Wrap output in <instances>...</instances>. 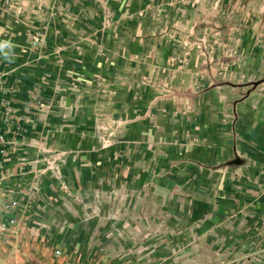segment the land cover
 Instances as JSON below:
<instances>
[{
    "label": "crops",
    "instance_id": "1",
    "mask_svg": "<svg viewBox=\"0 0 264 264\" xmlns=\"http://www.w3.org/2000/svg\"><path fill=\"white\" fill-rule=\"evenodd\" d=\"M203 3L0 0L7 217L90 223L96 264H264V136L211 75L246 69L152 16Z\"/></svg>",
    "mask_w": 264,
    "mask_h": 264
},
{
    "label": "rangeland",
    "instance_id": "2",
    "mask_svg": "<svg viewBox=\"0 0 264 264\" xmlns=\"http://www.w3.org/2000/svg\"><path fill=\"white\" fill-rule=\"evenodd\" d=\"M202 1L205 3L198 10L177 8L165 13L152 10V16L160 12L156 16L167 23V32L190 35L192 42L186 46L216 56V65H225L224 55H232L233 65L245 67V72L240 74L219 71L211 74L216 85L214 95L219 100L217 118L227 109L236 112V106H224L231 87L233 98L240 96L249 100L241 107L255 116L256 126L264 136V0ZM214 3H217L215 8ZM193 42L197 45L195 48ZM238 86L241 89L235 91ZM46 219L29 216L6 234H0V264H96L93 225L87 223L77 227L74 233H67L62 219L51 222ZM81 240L83 245L87 240L86 248L74 245L78 246Z\"/></svg>",
    "mask_w": 264,
    "mask_h": 264
},
{
    "label": "built area",
    "instance_id": "3",
    "mask_svg": "<svg viewBox=\"0 0 264 264\" xmlns=\"http://www.w3.org/2000/svg\"><path fill=\"white\" fill-rule=\"evenodd\" d=\"M3 138L0 137V141ZM15 203H0V234H6L12 227L17 224L16 218L7 217V213L14 207Z\"/></svg>",
    "mask_w": 264,
    "mask_h": 264
}]
</instances>
